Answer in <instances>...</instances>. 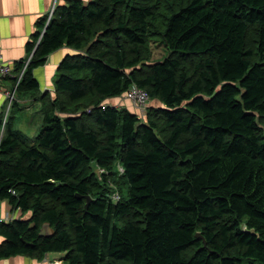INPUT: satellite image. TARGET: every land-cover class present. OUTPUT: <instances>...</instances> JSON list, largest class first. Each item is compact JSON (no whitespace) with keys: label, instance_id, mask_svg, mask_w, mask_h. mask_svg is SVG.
<instances>
[{"label":"trees","instance_id":"16d2710c","mask_svg":"<svg viewBox=\"0 0 264 264\" xmlns=\"http://www.w3.org/2000/svg\"><path fill=\"white\" fill-rule=\"evenodd\" d=\"M39 27L18 91L53 52L79 54L35 140L12 117L0 138V199L29 215L0 223V258L264 264V0H71ZM156 38L170 55L149 63ZM132 85L161 105L144 120L106 103Z\"/></svg>","mask_w":264,"mask_h":264},{"label":"crops","instance_id":"0c3cea01","mask_svg":"<svg viewBox=\"0 0 264 264\" xmlns=\"http://www.w3.org/2000/svg\"><path fill=\"white\" fill-rule=\"evenodd\" d=\"M69 1L71 0H0V54L2 64L10 69L12 75H18L24 69L28 60L31 63L34 50L43 36L42 32L44 29L39 27L40 23H44L45 27L53 18L57 8L66 6ZM51 12L53 13L50 18ZM38 33H40L39 38L34 42V38ZM30 44H33L31 52L28 51ZM77 54L79 52L66 46L50 54L46 58L44 65L32 71V76L38 84V89L24 92L18 91L17 88L15 93L19 92L20 95L19 97L15 96L14 100H11L8 95L14 91L15 79L0 78V122H2L0 138L3 137L5 132L7 120L12 117L13 122L11 123L14 131L24 140H35L43 124L44 103L49 102L48 99L53 101L56 98L57 68L67 56ZM33 95L37 96L36 99H32ZM38 96H40L39 99ZM123 99V96L113 98L107 100L106 103L120 109H126L138 116L137 110L134 109L135 107L131 102L127 100L125 102L121 101ZM15 101H17L18 110L14 112ZM153 102H155V107L161 106L158 101ZM0 204L2 206V214L8 218L4 222L5 224L29 218L28 214H23L20 210L13 209L7 200L0 199ZM10 219L15 220L9 221ZM4 242L5 240L0 234V246ZM50 255H59V257L51 259ZM62 257L64 258L63 254H47L42 260H39L36 257L19 255L10 258H0V264H42L45 259L64 264Z\"/></svg>","mask_w":264,"mask_h":264},{"label":"built area","instance_id":"2783aa9c","mask_svg":"<svg viewBox=\"0 0 264 264\" xmlns=\"http://www.w3.org/2000/svg\"><path fill=\"white\" fill-rule=\"evenodd\" d=\"M52 13L53 12L50 13V18H51ZM43 33H44V30H43L42 34ZM29 63H30V60H28L25 63L24 69H22L18 73V75L15 76V75H12V73H11V71H10V69L8 67H6L5 65L2 64L1 54H0V78L7 77V78H13V79H15L14 91L10 95H8L11 100H14V98H15V91L19 87L20 83L22 82L23 77H24V74L26 72V69H27V66L29 65ZM123 98L125 100L131 102L132 105L135 108H138V109L143 110V111L148 106V104L150 103V98H149L148 93L145 90L140 89V88H138L135 85H132L126 91V93L123 96ZM118 170L121 172V169L120 168ZM101 173H103V171L99 170L98 171V174L100 175ZM112 199L114 201H118V196L117 195H114L112 197ZM7 220H8V218L2 214V206L0 204V223L2 224L4 222H6ZM12 220H15V219H12ZM12 220L10 219L9 221H12ZM42 264H61V263L54 262V261H51V260L49 261V260L45 259Z\"/></svg>","mask_w":264,"mask_h":264},{"label":"rangeland","instance_id":"374dc122","mask_svg":"<svg viewBox=\"0 0 264 264\" xmlns=\"http://www.w3.org/2000/svg\"><path fill=\"white\" fill-rule=\"evenodd\" d=\"M255 30L253 29H250L249 30V33L247 35V39H248V44L252 47V49L255 51V55L257 54V49H256V45H257V38H256V35H255ZM170 55V52L163 46V44L161 43V41L159 40V38H156L154 40H152L150 42V55H149V63H155V62H159L161 60H163L164 58H166L167 56ZM257 57V60H260L261 61H264V58H261L259 57L258 55H256ZM260 58V59H259ZM196 60V59H195ZM20 93L17 92L15 93V96L19 97ZM37 96L33 95L32 99H36ZM40 98V96H38V99ZM50 98V97H49ZM49 102H50V99H48ZM121 101H126L125 99L121 100ZM132 104V103H131ZM149 106L150 107H154V108H157L155 107V102H153V100H150V103H149ZM149 106H147L144 111L143 110H140L138 108H134L136 109L135 111L137 112L138 114V118L140 120H144L146 118V110L147 108H149ZM14 112L15 110H18V105H17V101H15V105H14ZM139 112V113H138ZM12 115H14L12 113ZM11 121H13V118L11 119ZM119 187V188H118ZM118 187H113L114 189V193L112 195V197L114 195H117L119 197V195H124L126 194V190L127 188L125 186H123L122 184H118ZM62 256V255H61ZM64 256V255H63ZM57 258L59 257V255H50V258L53 259V258ZM63 258V257H62ZM60 259V258H59Z\"/></svg>","mask_w":264,"mask_h":264},{"label":"water","instance_id":"95a60500","mask_svg":"<svg viewBox=\"0 0 264 264\" xmlns=\"http://www.w3.org/2000/svg\"><path fill=\"white\" fill-rule=\"evenodd\" d=\"M91 199L90 197L86 198V204H85V208L88 206V204L90 203ZM246 231V230H245ZM252 234H254L253 231H250ZM50 234V229L48 225H44L39 232V236L40 237H44V236H48ZM196 237H200L199 234H196Z\"/></svg>","mask_w":264,"mask_h":264},{"label":"bare ground","instance_id":"6f19581e","mask_svg":"<svg viewBox=\"0 0 264 264\" xmlns=\"http://www.w3.org/2000/svg\"><path fill=\"white\" fill-rule=\"evenodd\" d=\"M20 111V110H19ZM11 118V117H10Z\"/></svg>","mask_w":264,"mask_h":264}]
</instances>
